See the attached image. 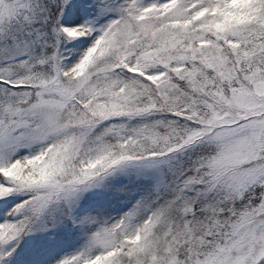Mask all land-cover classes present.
Masks as SVG:
<instances>
[{"label":"snow or ice","instance_id":"1","mask_svg":"<svg viewBox=\"0 0 264 264\" xmlns=\"http://www.w3.org/2000/svg\"><path fill=\"white\" fill-rule=\"evenodd\" d=\"M0 264H264V0H0Z\"/></svg>","mask_w":264,"mask_h":264}]
</instances>
